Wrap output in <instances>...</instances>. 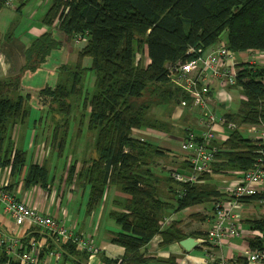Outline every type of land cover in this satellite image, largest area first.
<instances>
[{"label":"trees","instance_id":"trees-1","mask_svg":"<svg viewBox=\"0 0 264 264\" xmlns=\"http://www.w3.org/2000/svg\"><path fill=\"white\" fill-rule=\"evenodd\" d=\"M62 4L63 0H53L43 22L50 26L57 19L58 28L69 39L87 31V42L78 50L76 63L59 65L54 86L38 90L53 125L41 138L49 146V153L62 156L72 137L71 120L78 110L80 126L86 122V130L93 134L94 156L77 173L75 164L69 163L65 180L76 177L89 185L88 210L98 205L109 185H116L127 195V199L118 200L123 211L111 212L122 231L115 233L111 242L122 246L124 254L119 259H104L112 264H144L147 259L140 248L154 235H161V245L185 237L179 221L161 229L167 210L172 207L178 211L218 198L220 190L210 184L211 174L250 169L260 156V144L257 138L232 129L226 140L216 142L214 160L197 182L180 183L170 176L174 168L163 175L153 172V156L165 150L131 136V131L142 127L168 130L170 122L153 116L151 111L163 105L170 116L182 98L188 99L169 82L167 66L186 59L189 47L206 49L225 34L227 46L234 52L264 51V0H69L63 7L68 10L60 12ZM3 5L0 0V9ZM1 40L0 36V44ZM59 45L49 30L33 39L24 50L26 61L20 73L38 67ZM143 46L147 64L142 61ZM31 56L34 63L28 62ZM86 56L91 59L88 67L81 64ZM88 73L94 74L90 91ZM236 84L245 99L227 118L264 125V68L254 62L239 63ZM29 98L30 94L20 89L19 74L0 78V167L9 166L16 177L25 169L22 187L47 190L50 177L46 161L28 162L27 151L16 146L11 136L15 124L27 121ZM169 192L175 204L169 205L162 198ZM254 201H264V193L244 199L245 203ZM191 218L201 217L196 213ZM249 224L261 236L250 239L248 248L264 251V218L249 220ZM202 234L195 235L204 238L205 232ZM60 248L72 255L82 252L72 243ZM8 259L0 246V264H20Z\"/></svg>","mask_w":264,"mask_h":264},{"label":"crops","instance_id":"crops-1","mask_svg":"<svg viewBox=\"0 0 264 264\" xmlns=\"http://www.w3.org/2000/svg\"><path fill=\"white\" fill-rule=\"evenodd\" d=\"M30 1H33V4L27 8V10L31 8L30 12L27 13V16H30L31 18L32 14L35 12V9H37L39 6L46 5L47 3L50 7L53 0H14L13 10L20 12V7L22 6L24 8V6H26V4H28ZM67 1L69 0H63V4L59 8L60 12H66L68 10V7L63 9ZM49 7H47V9ZM46 11L40 18L30 19L29 22H27L26 27H24V29L19 33L15 31L16 29L14 30V28L10 27V25H8L6 29H0V36L3 39L1 40L0 44V78L19 74V83L22 93L30 94V98L28 100L30 110L27 121L23 122L22 124H15L11 130V136L16 146H18L17 142L20 141L21 145L19 147H22L27 151V154L30 157L28 162H37L39 164L44 163L46 161L45 159L50 160L52 156V154L50 157L49 155L47 156L46 152H48V150L44 147V145L41 148L37 147L38 144L35 145V139L38 131L40 130L41 132L46 124L42 120L43 125H39L38 122H34L33 119L29 142H27L29 136L28 129L31 125V118H34L32 117L34 111L37 110L41 116L46 114V110L41 105L40 98L36 92L49 84L43 83L44 86L41 85L42 87H35L29 82L34 79L33 77L37 74V72L43 69L44 65H47V61L45 59V61L40 63L35 69L24 70L22 73H20V68L26 61L24 50L30 45L32 39L41 36L48 30L51 32V34L52 30L54 29L61 31L56 24L58 21L57 19L50 26L43 22V17ZM65 37V41H67V43L64 48V56H70L76 61L77 52L80 49L74 51V42L72 41L73 38L69 39L66 35ZM219 41H222L227 45L226 36L225 39L220 36L216 42H214L212 45H209L206 49H203L202 47L200 48L203 50H208L215 47ZM83 42L85 44L87 40L85 39ZM145 52L146 53L144 54L146 55V58L144 59V62L147 64L149 59L147 58V51ZM250 52H256L255 55H259L256 61L253 60L250 62H254L264 68V51L256 49L254 51L251 50ZM237 53L240 55L247 52ZM139 57L140 54H137L136 58L138 59ZM28 62L34 63V56H31ZM85 63H88L87 56L82 60L81 64L86 67L90 66L85 65ZM229 64L230 62H228V65ZM235 65H239V63H236ZM52 72L53 70L50 69L49 73L51 74ZM88 74L91 76L87 81V88H89L88 90L90 91L94 83V74ZM211 79L210 92L207 95V104L209 108L219 116V118L225 120L222 125H216V128L219 131V133L217 132L219 135V140L217 141L222 142L226 140L228 138L229 131L236 128H238L243 133H250L248 129L242 127L241 125L251 123H239L227 118L228 114L237 112L241 100L245 99V96L241 92V86L237 84L220 83L217 78ZM35 80L39 81L40 78ZM33 90H35V93L37 94V97L35 98L36 105L31 103V100L34 99ZM188 99L190 98L188 97ZM232 101L236 102L237 104L235 111L230 109V106L233 103ZM218 106L219 108L217 113L216 108ZM167 110V107H164V111ZM194 113L195 112L193 110L182 108L178 103L176 106H174L170 116H166L168 117V120L161 119L163 121L170 122V127L168 130H161L152 127L132 129L131 136L139 140L151 141L161 147V149L165 150L164 153H159V155L153 156L154 163L152 165V170L155 174H167L169 172V168L178 169L179 171H186L189 169L187 160L189 152H186L180 148V142L185 135V130L187 127L193 128L195 124V130L200 127L198 125L197 119L193 118ZM74 117H78L79 120L81 119V117H79L78 110H75ZM39 118H36L37 120L35 121L41 120ZM183 120L187 121L185 125L180 123V121L183 122ZM85 125L86 122L83 126V129ZM186 125L189 126L186 127ZM175 126H177L178 129ZM75 127H77V125H75ZM71 135L73 137V132ZM74 136L75 150L73 149L72 151L74 160L70 162L69 156L72 157V155L69 154L70 149L68 147V150L65 151L67 156V158H65V163H74L75 173H77L83 166V163L85 164V162L88 161L90 157L94 156L93 147L90 148L93 144V134L85 129L84 133L79 130V132H77ZM72 137L70 139H72ZM35 148L36 150L34 152ZM158 165H160V168L157 167ZM64 171L62 173H64ZM51 172V175H49L50 183L47 190L41 188L40 186L25 188L24 186L22 187V179L25 174V169L19 172V177L18 175L16 177V174L14 176L12 175L9 166L0 167V185L6 186V188L10 190L16 198L26 202L28 205L34 207L38 211L58 218L73 232L89 237L91 242H93L97 248L95 254L88 256L85 253L87 256L84 257V253H82L83 251L73 255L68 253V251L63 253L62 249L60 248L62 244H58V241L54 236L28 222L17 225L13 218L3 210L2 205H0V228L6 233L15 234L20 237L24 247L27 246V243L30 240L34 239L39 249V264H112L106 263L104 258L111 260L121 258L125 250L122 246L111 242V237L115 235V233H120L122 231L119 227V224H117L114 218L111 216V212L123 211L122 203L118 202V200L123 201L124 199H127V195L122 193L116 185H109L105 187L103 196L98 205H96L95 208L88 210L87 202L90 192L89 185L83 180H77L76 177L73 180L66 181L65 175L62 176L61 174L60 177H58L55 169H51ZM239 177V171L227 174H211L210 184H214L216 188L220 190V195L218 196H223L226 186L236 182ZM159 186L161 187L160 183ZM162 198H164L169 203V205L175 204V201L172 198V193L170 192L166 193ZM212 201L213 199L209 202L185 207L178 211L174 210L172 207L169 208L167 210V215L164 216L163 221L160 222L161 229L171 225L173 221H179V226L185 234V237L190 236L197 240L202 236L195 234H198V232L201 234L206 232L208 226L211 223L213 216ZM250 203L251 202H246L243 207ZM243 207L241 208V211L244 209ZM196 213L201 217L200 220L191 218V215ZM252 219L253 218L251 217H247L244 220L242 218L240 222L241 231L239 236L228 240L227 243L222 247L210 246L208 244L204 245L197 242L198 244H196L195 247L190 250H185L179 244V241H173L171 243L161 245L162 239L161 235L158 233L140 248V251L143 253V257L147 259L144 264H264V261H250L244 255V250L248 248V241L253 239L256 235L261 236L258 231L251 229L249 220ZM187 223H189V226L186 225ZM192 232L196 233L192 234ZM49 249L61 250V258L56 261L54 256L47 252ZM210 253L214 255L213 258L208 257L207 254ZM8 260H10V258ZM5 264L7 263L5 262Z\"/></svg>","mask_w":264,"mask_h":264},{"label":"built area","instance_id":"built-area-1","mask_svg":"<svg viewBox=\"0 0 264 264\" xmlns=\"http://www.w3.org/2000/svg\"><path fill=\"white\" fill-rule=\"evenodd\" d=\"M2 2L5 6L14 7V0H2ZM87 34V31L77 33L73 40L76 43L83 42L87 40ZM256 52L248 51L246 55L249 53L255 55ZM186 54L188 55L186 59L167 66L168 78L174 87L190 98H182L179 106L199 113L197 122L200 127L197 130L187 127L180 142V148L189 152L187 159L189 169L186 171L173 169L170 176L176 182L194 183L197 182L200 174L210 168L217 151L216 141L219 140L216 125H222L225 122L207 104L211 78H217L224 84H236L238 65L232 61L239 55L222 41L208 50L189 47ZM228 62H230L229 65ZM242 127L248 129L258 139L260 156L250 169L240 173L236 182L226 186L223 196L213 199L211 223L205 232V237L197 239V242L201 244L222 247L228 240L239 236L242 219L240 209L245 204L244 199L264 193V125L244 124ZM0 205L17 225L25 222L33 224L54 236L58 244L72 243L77 250L83 251L88 256L97 251L89 237L73 232L58 218L42 213L19 200L4 185H0ZM0 246L9 258L18 260L20 264H39V249L34 239L24 247L20 237L0 229ZM47 252L53 255L56 261L62 255L59 249H49ZM207 255L209 258L214 256L212 253ZM244 255L250 261L264 260V251L261 250L247 248L244 250Z\"/></svg>","mask_w":264,"mask_h":264},{"label":"rangeland","instance_id":"rangeland-1","mask_svg":"<svg viewBox=\"0 0 264 264\" xmlns=\"http://www.w3.org/2000/svg\"><path fill=\"white\" fill-rule=\"evenodd\" d=\"M32 4H33V1H30V2H28V4H26V6H24V8L21 6L20 7V12L19 11H14L13 10L14 7H8V6L3 5L2 8L0 9V29L1 30L6 29V27L8 25H10V27L14 28V30L16 29L15 31L19 33V32H21L24 29V27H26V24H27V22H29L30 19H32V18H34V19L40 18L43 15V13L46 11L47 7H49L48 3L46 5L39 6L37 9H35V12L32 14V16L30 18V16H27V13L30 12L31 8H29L28 10H27V8L29 6H31ZM52 34H53L52 35L53 38L60 42V45H59L58 48H54V49L50 50L49 54L46 57L47 65H44L43 69L40 70L39 72H37V74L33 77L34 79L29 82L30 84L34 85L35 87L36 86L42 87V86H44L43 83H47L49 85L54 86L57 83L58 78H59L58 73H57L59 65L61 63H64V62L67 63V64H74L77 61V59L75 61L70 56H68V57L64 56V54H65V49L64 48H65V45L67 43V41H65L66 37H65L64 33L59 31L58 29H54V30H52ZM222 37L225 39V34H223ZM72 41L74 42L73 43L74 44V51L78 50V49H81L84 46V42L76 43L74 40H72ZM145 48L146 47L143 46V54H142V61L143 62H144V59L146 58V55L144 54V53H146L145 52L146 51ZM258 57H259V55H254V54H251V53L246 55V53H244V54H240L232 62L234 64H236V63H245L247 60L249 62L253 61V60L256 61V59ZM84 58L85 57H83L82 60ZM87 58H88V63H85V65H90L91 60H90V58L88 56H87ZM82 60H81V62H82ZM50 69L53 70V72L51 74L49 73ZM90 77L91 76L88 74V79ZM37 78H40V80L36 81L35 79H37ZM87 81H86V83H87ZM91 83H92V79H91ZM33 92L32 93H33L34 99L31 100V103L35 104V102H36L35 98L37 97L38 92H36L37 94L35 93V90H33ZM218 108H219V106L216 108V112L218 111ZM236 108H237V104H236V102H233L231 104V106H230V109L232 111H235ZM163 111H164V106L163 105H160V106L158 105L156 107H153L151 113L153 114V116H155L157 118L167 119L168 117H166V116L169 115V110L164 111V113H163ZM55 113H58V112L56 111ZM58 115H59V117L61 116L60 114H58ZM40 116L41 115H40L39 112H37V110L33 112L32 117H34V118H31V125H30V128L28 129L29 136H28L27 142L30 141V136H31L30 132H31V128H32V125H33L32 124L33 119H34V122H38L39 125H43V122H42V120H43L46 125L42 129L41 132H40V130L38 131V133L36 135V139H35V141H36L35 145L38 144L37 147H39V148H41L44 145V147L49 152V146H47L45 141L42 138H40V137H42L43 135L47 136L49 134V132H51V129H50L51 121H50V118H47V114H43L42 115L43 117H42L41 120L35 121V120H37L36 118H39ZM198 117H199V113L195 112L194 115H193V118L197 119ZM171 122H173V121H171ZM180 123H182V125H185V123H187V121L183 120V122L180 121ZM75 125H77V127H75ZM187 126H189V125H186V127ZM52 127H53V125H52ZM175 127L178 129L177 126H175ZM77 128H80L83 133H84V130L87 129L86 125H85L84 129H83L82 125L80 126V121H79L78 117H76V118L73 117V119L71 120V126H70V131H69L70 132V136H71V134L73 132V137H72V139H70V142L65 147L64 153L62 154V156H57L56 154H52L50 160L45 159V157H44V159L46 160V163L48 165L47 167L50 168L49 169V175H51V173H52L51 169H55L56 174H57L58 177H60L61 174H62V176L65 175V177H66L67 168L69 167V163L68 164L65 163V158H67V156L65 154V151L68 150V147H69V149H70L69 150V154L72 155V157L69 156V158H70V162H72V160H74L72 151H73V149L75 150V148H74V143H75L74 137L75 136L74 135L77 132H79ZM193 128H196V124H195V126ZM250 133L244 132V135L248 136V137H253L254 134H252V133L250 134ZM17 145L20 146L21 142L20 141L17 142ZM92 147L93 146L91 145L90 148H92ZM36 148L34 149V152H35ZM34 152H33V155H34ZM48 152H46L47 156L49 155V157H50L51 153H48ZM27 159H28V161L30 159L28 154H27ZM157 167L160 168V165H158ZM63 171H64V173H62ZM243 208L244 209H242V211L240 209V212H241L243 220L245 218H247V217L248 218L251 217L253 219H259L260 217L264 218V201H254V202H251L250 204H247ZM256 217H258V218H256ZM200 219L201 218H199L198 220H200ZM188 224L189 223H187L186 225H188Z\"/></svg>","mask_w":264,"mask_h":264},{"label":"water","instance_id":"water-1","mask_svg":"<svg viewBox=\"0 0 264 264\" xmlns=\"http://www.w3.org/2000/svg\"><path fill=\"white\" fill-rule=\"evenodd\" d=\"M179 244L185 249V250H190L193 247H195L197 243V240H195L193 237H185L181 240H179Z\"/></svg>","mask_w":264,"mask_h":264}]
</instances>
